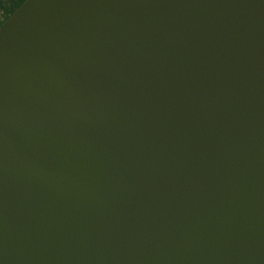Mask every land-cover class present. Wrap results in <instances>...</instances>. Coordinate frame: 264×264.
<instances>
[{
  "label": "water",
  "instance_id": "obj_1",
  "mask_svg": "<svg viewBox=\"0 0 264 264\" xmlns=\"http://www.w3.org/2000/svg\"><path fill=\"white\" fill-rule=\"evenodd\" d=\"M0 264H264V0H25Z\"/></svg>",
  "mask_w": 264,
  "mask_h": 264
},
{
  "label": "trees",
  "instance_id": "obj_2",
  "mask_svg": "<svg viewBox=\"0 0 264 264\" xmlns=\"http://www.w3.org/2000/svg\"><path fill=\"white\" fill-rule=\"evenodd\" d=\"M25 0H0V26Z\"/></svg>",
  "mask_w": 264,
  "mask_h": 264
}]
</instances>
